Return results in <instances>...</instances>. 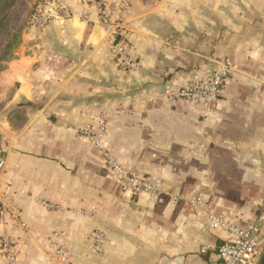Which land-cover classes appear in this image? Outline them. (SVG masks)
Listing matches in <instances>:
<instances>
[{
  "label": "crops",
  "instance_id": "crops-1",
  "mask_svg": "<svg viewBox=\"0 0 264 264\" xmlns=\"http://www.w3.org/2000/svg\"><path fill=\"white\" fill-rule=\"evenodd\" d=\"M98 2L37 3L0 69V237L17 264H55V246L70 264H208L229 236L210 214L264 236V0H117L131 69ZM211 60L231 64L221 97L166 93ZM101 114L106 150L157 195L124 188L80 134Z\"/></svg>",
  "mask_w": 264,
  "mask_h": 264
},
{
  "label": "built area",
  "instance_id": "built-area-1",
  "mask_svg": "<svg viewBox=\"0 0 264 264\" xmlns=\"http://www.w3.org/2000/svg\"><path fill=\"white\" fill-rule=\"evenodd\" d=\"M117 0H109L108 6L102 8L101 3L97 6L100 12V24L108 35V41L113 55L126 67L134 68L135 63L129 59L123 42L117 37L125 29V20L113 17L112 6ZM123 3L122 9L125 6ZM123 14L121 15V17ZM231 73V64L227 61L211 60L208 68H200L190 74L187 79L178 84L176 90L166 91L170 96H177L189 103L200 104L204 100L216 99L222 96L226 79ZM106 122L104 114H101L94 124H87L79 129L91 144L105 158L109 170L121 185L134 192H144L155 196L161 190L158 179L151 180L147 177L130 173L106 150L104 145ZM4 160L0 158V169ZM174 200L175 196L171 194ZM201 196L195 198V204H200ZM2 210L0 209V215ZM209 226L213 229H226L229 236L217 247L216 258L208 264H264V236L261 225L248 224L245 227L228 224L221 216L209 215ZM96 247L101 242L100 234L94 235ZM2 252L7 264H17L18 258L13 244L7 235L0 237ZM55 264H70L67 252L61 246H55L52 254Z\"/></svg>",
  "mask_w": 264,
  "mask_h": 264
},
{
  "label": "trees",
  "instance_id": "trees-1",
  "mask_svg": "<svg viewBox=\"0 0 264 264\" xmlns=\"http://www.w3.org/2000/svg\"><path fill=\"white\" fill-rule=\"evenodd\" d=\"M22 4V0H0V48L3 45V55L0 57L2 60L7 59V53L10 52L11 54L18 42V39L20 38V29L18 32L13 34H11V30L9 31V29L14 27V25L12 26V24L15 23V21H13V15ZM4 37H7V39L9 37V39L3 40L5 39ZM10 37H13V41Z\"/></svg>",
  "mask_w": 264,
  "mask_h": 264
},
{
  "label": "rangeland",
  "instance_id": "rangeland-1",
  "mask_svg": "<svg viewBox=\"0 0 264 264\" xmlns=\"http://www.w3.org/2000/svg\"><path fill=\"white\" fill-rule=\"evenodd\" d=\"M23 4L20 5L16 11V13L13 15V21H15L14 24H12V26L14 25V27H12V29L10 28L9 31L11 30V34L19 32L23 33V31L28 27V25L31 23V21L33 20V15L34 13L37 12V3L40 2V4H43L45 2V0H22ZM21 35L20 38L18 39V42L16 44V46L14 47V50L9 53H7V59L2 60L0 57V69L3 67V64L5 61L9 60V58H11L13 56V52L15 51V49L19 46L20 42H21ZM5 39L3 40H8L7 37H4ZM11 38V37H10ZM11 40L13 41V37L11 38ZM5 42V41H3ZM3 45L0 48V56L3 55Z\"/></svg>",
  "mask_w": 264,
  "mask_h": 264
}]
</instances>
